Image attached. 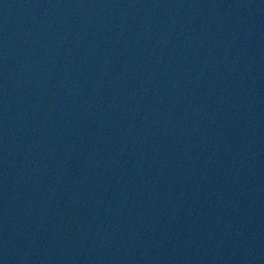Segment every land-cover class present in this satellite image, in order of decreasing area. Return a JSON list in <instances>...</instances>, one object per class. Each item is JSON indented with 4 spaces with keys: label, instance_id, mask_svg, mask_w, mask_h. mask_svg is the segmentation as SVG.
<instances>
[{
    "label": "water",
    "instance_id": "95a60500",
    "mask_svg": "<svg viewBox=\"0 0 264 264\" xmlns=\"http://www.w3.org/2000/svg\"><path fill=\"white\" fill-rule=\"evenodd\" d=\"M0 264H264V0H0Z\"/></svg>",
    "mask_w": 264,
    "mask_h": 264
}]
</instances>
